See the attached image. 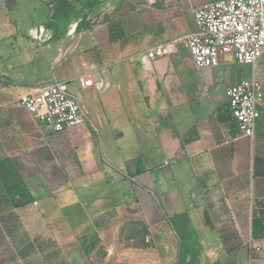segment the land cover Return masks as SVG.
<instances>
[{
  "label": "crops",
  "instance_id": "obj_1",
  "mask_svg": "<svg viewBox=\"0 0 264 264\" xmlns=\"http://www.w3.org/2000/svg\"><path fill=\"white\" fill-rule=\"evenodd\" d=\"M212 1L93 0L86 28L29 27L14 64L0 55V264H264V108L243 137L226 96L251 79L264 93V53L195 69L179 40ZM51 82L98 94H73L84 126L55 133L19 105Z\"/></svg>",
  "mask_w": 264,
  "mask_h": 264
},
{
  "label": "built area",
  "instance_id": "obj_2",
  "mask_svg": "<svg viewBox=\"0 0 264 264\" xmlns=\"http://www.w3.org/2000/svg\"><path fill=\"white\" fill-rule=\"evenodd\" d=\"M195 31L179 42L186 49L197 70L217 68L222 59L230 58L238 65L255 67L264 53V0H213L191 10ZM43 31L31 35L38 45L51 38ZM174 44L150 49L144 59H155L172 53ZM82 89L95 86L92 73L79 76ZM98 86L102 80H98ZM232 118L240 135L251 138L259 108H264V93L256 79L241 81L226 90ZM19 105L39 125L55 133L81 128L87 113L65 82L47 83L33 93L22 96Z\"/></svg>",
  "mask_w": 264,
  "mask_h": 264
},
{
  "label": "rangeland",
  "instance_id": "obj_3",
  "mask_svg": "<svg viewBox=\"0 0 264 264\" xmlns=\"http://www.w3.org/2000/svg\"><path fill=\"white\" fill-rule=\"evenodd\" d=\"M56 0H0V55L2 63L14 64L17 57L16 37L25 34L29 27H38L51 23L52 3ZM51 5L50 9L48 5ZM229 69H249V66L232 64L222 66ZM71 94H78L85 105L93 104L98 94L91 91H80L76 83L68 85ZM75 96V95H74ZM79 102V101H78ZM125 123H120V125Z\"/></svg>",
  "mask_w": 264,
  "mask_h": 264
},
{
  "label": "trees",
  "instance_id": "obj_4",
  "mask_svg": "<svg viewBox=\"0 0 264 264\" xmlns=\"http://www.w3.org/2000/svg\"><path fill=\"white\" fill-rule=\"evenodd\" d=\"M80 9L77 11L73 6H71L67 0H56L53 2V8L51 12V20L52 23H48L46 28L53 30L55 35H58L62 32V30L67 26V22L70 18L80 19L81 23L78 24L77 29L79 30L81 27L86 28L84 21L88 15V13L93 8V0H84L80 2L76 0ZM86 10V13H84ZM183 219V218H181ZM174 222V221H171ZM184 241V239H183ZM186 254H190L189 250L181 249L180 256L184 257Z\"/></svg>",
  "mask_w": 264,
  "mask_h": 264
}]
</instances>
